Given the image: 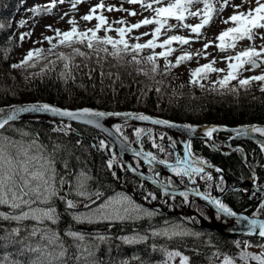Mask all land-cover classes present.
Masks as SVG:
<instances>
[{
	"label": "snow or ice",
	"instance_id": "obj_1",
	"mask_svg": "<svg viewBox=\"0 0 264 264\" xmlns=\"http://www.w3.org/2000/svg\"><path fill=\"white\" fill-rule=\"evenodd\" d=\"M60 3H63L64 0H59ZM81 0H72V8L75 9L77 4ZM141 3V7L152 10L155 12L156 19H144L138 24L132 25L130 28L121 27L116 29L117 33L120 36L119 40H113L107 34L103 37L97 35V32L101 27L106 23V20L103 16H95V19L98 23L95 26V29H89L88 32H79L75 26V21L69 20L68 23L73 25L71 31L61 33L59 30H56V36L59 39L60 45H65L66 47H72L75 43L84 44L86 41V47L93 51L96 54L97 60L102 59L100 53L103 52L106 55L112 56L116 59H121L124 55L128 54L129 48L132 50L133 63L139 65L142 61L136 58L138 54L144 48H155L169 46L166 52H161L160 55L165 57V67L167 68V55L170 54L174 49L170 45L175 41L181 45L189 44L190 40L181 36H171L166 39L163 43L157 44L156 40L158 35L166 24L168 19H175L177 25L182 28H190L191 33L195 34L197 37L201 35V29L208 26L213 20L214 16L220 12L224 11L226 6L231 5L233 8V14L226 20H223L222 23L228 24L231 22L232 27L227 28L222 31L217 40L220 41L216 45L221 51H224L226 48H235L237 43L240 41H249L253 42L257 36L260 39L264 40V32L258 30L264 29V0H241L240 4H231V0H216L219 2V8L216 7L214 0H174V2L168 3L166 6H160L153 8V4L163 5L164 0H152L151 3L143 2V0H128V3L135 4ZM203 4V8L198 9L197 11H190V6L194 4ZM255 4V7H249L246 11H240L245 4L251 5ZM55 3L50 5H45L44 8L47 11H50L51 8L55 7ZM103 3L98 4L92 7L89 10V13L82 17L85 21H90L94 18L93 14L96 12L97 8H103ZM111 11L112 9L109 8ZM31 11L34 13H39V8H33ZM136 13L130 12L129 15H135ZM186 14L191 16H199L200 23L190 26L184 22L186 19ZM67 15V13H65ZM63 19V17H61ZM118 23H124L123 21H118ZM156 24L158 27L154 32L151 33L152 39L147 43H135L129 45L124 39L126 33L130 32L133 28H139L141 25ZM3 25H0L2 28ZM51 28V26H48ZM169 28L174 27L173 25H168ZM91 33L89 35L88 33ZM107 32V30H106ZM30 35V33L28 34ZM148 35V33H145ZM62 37V38H61ZM23 40V36L20 37ZM77 38V39H74ZM227 38V42H226ZM52 43L51 38L45 37ZM139 39V37H137ZM103 45L104 47H100ZM111 46V51L107 46ZM211 46V42L204 45V50ZM57 45L53 44L52 48L48 49L49 53H52L53 49ZM202 54L198 52L197 55ZM58 60L63 62V68L65 71L61 74L62 77L67 81L68 78H74L72 69L80 68L79 64H75L74 58L76 56L85 57V53L80 51L78 48L72 49L71 54L65 53H55ZM37 59L42 57V50H30L27 52L24 59L19 64L11 65L12 69L21 68L24 66H32L30 62L33 58ZM191 59V54L184 53L176 58L175 65L179 66L185 60ZM230 61L228 63V71L223 79L218 80L216 83L219 84L221 88H227L231 80L237 79L240 70L243 69L246 65L250 66L248 70H254L257 68H264V45H261L259 49L254 43H250L243 51L237 52L235 56H229L225 58ZM148 63L152 64L151 71L155 73L157 71V66L155 63V57L149 55L145 58ZM231 61H235L232 63ZM215 61H212L209 64H205L190 73V83L197 84L199 79L207 78L209 72H219L223 71L222 69H216L213 67ZM49 64L54 65L55 61H49ZM87 67V65H85ZM43 71V69H42ZM146 74V73H145ZM103 75V73H101ZM253 81L261 82L260 91L264 92V74L254 75L249 78L239 79L238 84L240 87L247 89L251 86ZM203 87V85H200ZM230 91L235 92V88L229 89ZM159 91V89H157ZM45 113L51 114L53 117L67 118L69 120L81 121L85 124L93 125L97 128H100L99 119L105 116L110 115H121L120 113H104L99 111H92L89 109L81 110H62L58 107L46 104V103H37L23 107L11 106L10 109H0V130L5 129L10 122L15 121L21 113ZM125 117L136 119L140 121H148L150 117L146 115H135L133 116L130 113H124ZM153 124H164L168 125L167 121L163 120H151ZM171 127H176V125H169ZM65 127H70L66 125ZM185 129L189 132H196V128L184 125ZM59 130V129H54ZM215 127L207 128L204 131V136L211 139L213 133L219 131ZM227 130V129H223ZM116 131L119 132V126L116 127ZM239 136H250V134L257 133L260 136L264 137V127H258L255 125L252 126H243L231 130ZM136 136L139 138L141 135V130H136ZM0 141H8L9 143H15L9 141L8 137L3 136V133L0 132ZM35 144V141H33ZM101 146H104V141L100 142ZM154 148L158 147L155 143L152 145ZM262 151H264V145L261 146ZM161 152L164 151L163 148L159 149ZM135 155L143 158L144 162L147 164H152L153 162L160 165H165L171 170V172L178 177L187 176L190 179L193 176H199L204 173V167L196 166L205 165L206 162L203 159L197 160L192 156L191 145H185V151L183 159H177L176 164H168L164 159L157 160V157L154 156L151 152H136ZM115 157L108 161V168L111 169L113 166V160ZM68 164H64V168L67 171ZM207 167H212V165H207ZM217 172H220L221 169H216ZM72 177L71 180L67 179L65 175H58L55 167V158L51 156H37L30 155L28 149H21L16 156L9 154L2 143H0V207L8 209V211H0V221H6L9 223L15 222L17 225H22L25 221L34 222L31 227L25 225L22 229L21 227H13L11 229L0 228V247H7L12 244H20L21 247L18 249L19 255H24L25 252L38 253L39 255L35 258H29L25 261L21 260H9L7 256L3 259L6 264H53V261L44 259V252L51 246H55L59 249L56 254L55 260L59 264H67L65 257L67 255V249L64 246V243L61 239L59 233H57L51 226L58 225L61 219V215L57 210L56 202L59 201L64 204L66 210H70L71 218L77 223H117L125 222L129 220H136L145 217H151L155 213L141 208L139 205L135 204L128 196L119 195L117 197H111L104 199L102 193L98 190L93 191L89 187V182L93 179L84 171L72 174L69 173ZM159 176V173H156ZM115 176V173H113ZM207 180H212L213 177L210 174H205ZM193 182H195L193 180ZM165 189L171 188L172 181H167L166 183L161 182ZM67 185L69 190L74 192L75 196L79 198L70 199L63 192V187ZM167 195V191H165ZM151 199H156L155 195L149 194ZM180 195L184 197V200H188V193L181 192ZM196 195H200L197 191ZM149 197L146 196L145 199ZM202 199L207 200L210 204L214 205L218 210V214H223L225 216H235L234 213L229 207L222 203L219 199H214L208 195L201 196ZM78 203L83 205V208L87 209V212H77L74 211L78 207ZM94 206V207H93ZM260 213H264V201H261L256 212L253 213V216H257ZM241 220H247L246 235H257L259 238L264 240V220L250 219L247 217H240ZM22 231H26L27 235L22 236ZM63 235L70 237L75 241H79L77 250L79 255L75 256L77 261L83 259L85 262L88 261V257L92 256V252L87 248L83 247V242L85 237L83 234L74 231L65 232ZM151 236L164 235L169 238L177 236H188L195 235L194 233H188L179 229V226H175L171 232L168 230L163 233L152 231ZM99 240L104 241L106 237L98 236ZM149 237L145 235L136 234L133 236H125L122 238L123 243L133 244L139 243L147 240ZM26 240H35L36 245L33 247L31 244L25 245ZM237 247L240 246V242H236ZM248 241H244V247H252ZM260 248H264V243L258 245ZM86 253V255H85ZM169 257L180 256V253L173 252L168 254ZM214 255H217L214 253ZM251 260L256 261V264H264V251L259 255L249 256L248 253L242 251L240 254L241 260ZM122 264H128V261H123ZM180 264H189V258L186 256L180 257ZM222 264H235L234 260L225 256Z\"/></svg>",
	"mask_w": 264,
	"mask_h": 264
},
{
	"label": "trees",
	"instance_id": "obj_2",
	"mask_svg": "<svg viewBox=\"0 0 264 264\" xmlns=\"http://www.w3.org/2000/svg\"><path fill=\"white\" fill-rule=\"evenodd\" d=\"M15 2L16 0H0V25H3L0 28V107L13 103L48 101L58 106L72 108L85 106L116 110L143 109L149 112L155 111L157 114L172 120L189 119L191 122L219 123L229 126L254 122L264 124V92H261L260 89L255 90V85L251 84L246 89L250 90L249 93L237 91V89L235 92L229 90L230 94L226 97H223L222 94L215 96L211 94L204 96L194 94L188 97L184 95L182 97L169 96L168 98H161L157 90L155 91V88L160 89L165 83L155 82L154 79L157 78L162 81L164 76L172 73L171 70L165 66H161L155 58L157 71L153 73L151 71L152 64L145 60L146 57H142L144 56L142 54L144 51L136 54V58L142 61L139 65L131 62L133 58L131 48H129L128 54L121 58V61L105 53H100L102 59L99 61L97 57L91 56H88V58H74L73 62L79 64L80 68L72 69L74 78H68L67 81L61 75L65 69L63 68V63L60 62L46 67H35V65L34 67L24 66L15 69L14 76L10 81L8 76L4 74V70L10 69L11 65H13L11 54L15 51V46L18 42L14 34V27L19 19L18 13L20 8ZM76 45H85L86 47V41L84 44H73V46ZM100 47L104 46L100 45ZM107 47L111 51V46ZM35 64H38V62H35ZM37 70L42 71V73L39 75ZM137 73H141L143 76L140 77ZM146 80L154 81V85L150 90H147L149 83ZM13 85L17 89V94L14 98L7 92V90L12 89ZM229 89H231V86ZM169 90H173V88L170 86ZM174 93L179 94L178 91ZM23 120L14 121V123H9V125L11 127L12 124L13 126L19 125L25 129H29L28 133L16 128L11 129L9 125L4 130L8 131V135L14 136L15 140L38 137V141L43 143V145H48L54 154L57 152L56 155L59 156L60 154L64 160V164H68V168L84 171L93 177L91 181L94 184L104 181L108 184V187L118 188V181L123 182L122 178L126 183L129 182V178L131 177L129 174L125 175L118 172L113 176L110 173L111 170L107 165L109 161L108 155L111 152L98 150L99 146L92 135L94 134L93 131L87 129L85 126L68 125L61 121L48 118L43 119L41 117ZM66 125L70 127H65ZM50 128L59 130H55L56 134H49ZM119 128V132L116 131V127L113 130L121 135L124 133L123 128ZM196 147L199 150L208 152L210 154L209 158L213 162L220 164L226 169L232 182H237L246 177L247 169L241 163L238 155L232 154L224 157L214 153L207 145L200 142L196 143ZM247 149L253 153V155L249 154L248 157L251 167L253 166L256 169L259 165L264 164V158H262L261 151L257 147L249 145ZM59 175L68 176V179L71 178L68 173L59 172ZM96 190L108 194L107 189L97 188ZM96 190L93 189V191ZM68 194L69 197L71 194L74 195L71 192ZM72 199H77V197L74 195ZM62 208L65 211L64 204L58 201L57 210L59 213H61ZM65 220L66 218H64ZM72 222H69L67 232L75 228L76 224ZM19 227L23 229L25 225L23 224ZM0 228H8L6 221H0ZM143 228L145 227L140 223H114L107 231L109 235L107 234L108 237L104 241L97 238L85 237L83 247H87L92 252V256L88 257L87 262L83 259L79 261L75 259V256L79 255L76 246L80 242L71 240L65 236L61 238L67 249L65 260L67 264H122L123 261H128V264H158L161 263V251L163 248H167L168 250L179 248L191 256L190 264H200L202 261H205L206 254L211 250H230L233 248L230 240L218 234L215 235L212 241L206 243L204 250L201 249L202 251L199 253H196L199 250L198 248H200L199 241L179 239L181 236L172 238L167 236L162 239H152L153 237H149L144 243H139V245L135 243L136 246L134 244L124 245L121 240H116L115 238L118 233L132 234L141 231ZM57 231L62 233L64 230ZM26 235L27 232L22 231V236ZM36 242L35 240H26L25 245L31 244L35 247ZM14 246L15 244L0 247V259L5 255L7 249H12ZM111 249L116 252L113 257ZM148 249L158 250L154 252L157 256L156 259H154L153 255H144V252ZM58 251V248L51 246L44 252V257L42 258L53 260V264H59L55 260ZM34 254L39 255L38 253L26 251L24 255L15 253L12 256L18 260L25 261L32 255L34 257Z\"/></svg>",
	"mask_w": 264,
	"mask_h": 264
},
{
	"label": "rangeland",
	"instance_id": "obj_3",
	"mask_svg": "<svg viewBox=\"0 0 264 264\" xmlns=\"http://www.w3.org/2000/svg\"><path fill=\"white\" fill-rule=\"evenodd\" d=\"M143 2L151 3L152 0H143ZM170 2H174V0H164L163 5L153 4V8L166 6ZM220 2H222V0H220ZM33 3L35 6H33L31 10L33 8H39L40 12L34 13L33 11L30 10L29 13H25L23 16H20V18L17 21L16 35H17V39H19V43H17V45L15 46L17 47V51L11 56L15 64L21 63V61L23 60L22 58L27 54L28 51L36 50V49H40L43 52L41 58L39 59L34 58L30 62L31 64H35V62H38V64H35L36 65L35 67L51 66L52 64H49V61H55V63L57 62L63 63L62 61L57 59L55 53L59 52V53L71 54L73 47L78 48L80 51L86 54L85 57L83 58H88V56L96 57V54L93 51L89 50L87 47H85V45H76L72 47L59 45L53 49L52 53L48 52V49L52 47H50L48 40L45 39V37H49L51 38L52 42H55L56 39H58V37L56 36V30H59L61 33H63L68 30H71V28L73 27V25L68 23L69 20L75 21L76 28L78 27L81 30H89V29H95V26L98 23V21L95 19V16H103L106 20V23L101 27L98 33L102 36L107 34L111 36L113 39H119L120 36L117 33L116 29L121 27L130 28L132 25L138 24L146 18L147 19L157 18L155 16L154 11L141 7V3L139 2L135 4H130L128 3V0H81V2L77 4L75 9L72 8V0H64L63 3H60L59 0H29L26 5H32ZM52 3H55L56 6L51 8L50 11L45 10L44 6L50 5ZM101 3H103L104 7L96 9V12L93 14L94 18L92 20L85 21L82 19L84 15L89 13V10L92 7ZM214 3L216 7L219 8V2H216V0H214ZM240 3L241 0H231V4H240ZM250 6L255 7V4L254 3H252L251 5L245 4L239 10L246 11ZM109 8H111L112 10L110 11ZM201 8H203L202 3L194 4L190 6V11L194 12ZM130 12H134L136 14L129 15ZM65 13H67V15H65ZM232 14H233V8L231 7V5L226 6L223 12H220L214 16L213 20L208 26L201 29V35L199 37L191 33L190 28L179 27L175 19H171V18L168 19L167 24L163 28H161V31L156 40V43L158 45L163 43L166 39H168L171 36H181L188 38L190 40L189 44L181 45L180 43L174 41L170 45V47L174 49V51H172L170 54L167 55L168 65H175L176 58L180 55H183L184 53L191 54V59L185 60L179 66H175L176 69L174 73L178 72L179 76L171 77L169 75H166L164 76L162 81L157 78L154 79L155 82L165 83V85H163L159 89V91H157V93H159V96L161 98L162 97L168 98L169 96L180 97L184 95L188 97L189 95H194V94L202 95V96L207 95V89H213L212 87H208V86L214 85L212 83L214 82L216 83L219 79H223V77L226 75L228 71V63L230 62L225 59L226 57L235 56L237 52L243 51L246 47L249 46L250 43H254L258 49L261 45H264V40L260 39V37L257 36L253 42H249L247 40L240 41L239 43H237L235 48H226L224 51H221L216 46L220 43V41L217 40L216 38L217 36H219V34L222 31L233 26L231 22H229L228 24L222 23L223 20L228 19ZM61 17H63V19H61ZM118 21H123L124 23H118ZM183 23L190 26H194L200 23V17L186 14V19L184 20ZM49 25L51 26V28L48 27ZM168 25H173L174 27L169 28ZM157 27L158 25L154 23L148 25H141V27L133 28L130 32L126 33L124 39H126L129 42H132L133 44L147 43L149 40L153 38L151 33L154 32ZM258 31L264 32V29ZM29 33L30 35H28ZM145 33H148V35H145ZM21 36L24 37L23 40H21L20 38ZM137 37H139V39H137ZM209 42H211V46L208 47L206 50H204V45ZM226 42H227V38H226ZM168 47L169 46H165L164 48L155 47L152 49L144 48L145 49L144 52L148 53L149 51H153L154 53L160 55L161 52H166ZM198 52H202V54L197 55ZM142 57H147V56L144 55ZM161 57L164 63L163 65H165L166 63L165 57L163 56ZM75 58H80V57L76 56ZM119 61H121V59H119ZM212 61H215V63L213 64L214 68L222 69L223 71L209 72L207 78L202 79L206 83V87L205 86L201 87L199 85L190 83V79H191L190 73L205 64L211 63ZM231 62L235 63V61H231ZM248 69L249 67L247 66L241 69L237 79L234 80L245 79L254 75L264 74V68H261L260 70L254 72ZM14 71L15 69H11V68L10 69L7 68L4 70V74L8 76L10 81L14 76L15 73ZM37 73H39L40 75L42 71L37 70ZM137 75H139L140 77L143 76V74L141 73H137ZM154 81L146 80V82L149 83L147 90H150V88L154 85ZM12 83H17V82H12ZM256 83L257 81H253L252 85H255ZM170 86L173 88V90H169ZM214 86L216 87V89L221 88L219 84H216ZM232 87H234V85H232L231 88ZM240 88L244 89V93L250 92V90H245V88L242 87ZM156 90L157 88H155V91ZM175 91H178L179 94L178 95L175 94L174 93ZM7 92L11 97L14 98L17 94V89L13 85L12 89L7 90ZM115 121L116 120H108V124L112 125L113 123H115ZM3 136L6 137V135ZM9 141H13L15 143H9L8 141H0V143L3 144L5 150L12 156H16L21 149H28L30 155L44 156V153L40 149V147L38 148L33 147L32 143L30 142H27L25 140H15V139L12 140L11 138H9ZM251 168L254 169L253 166ZM62 190L64 193L66 194L68 193L67 186H64ZM131 200L133 201V199ZM133 202L135 203V201ZM137 205H139L143 209H147L148 211H152L154 213L156 212V210H153L151 208H145L140 204ZM0 211L6 212L8 211V209L0 207ZM74 211L87 212L88 210L83 208L82 204L78 203V207ZM132 221L135 220H130L129 222ZM181 225H182L181 223L167 224V221L165 220V223L162 226L163 228L162 233L166 230L171 232L173 228H175V226H179V229H181L180 227H182L183 228L182 230L185 231L184 230L185 225L183 226ZM103 226L104 223L93 224V223L85 222L84 224L78 223L77 229L85 233H93V232L101 233L99 232V230L101 231L104 228ZM145 236L151 237L150 234H145ZM239 242H240V246L238 247V249L240 251V254L242 251H244L248 253L249 256H252V255H259L262 251H264V248H260V247L245 248L244 242L242 240H239ZM173 252H169V253H173ZM169 253H167L165 259L158 264H180V257L183 255L180 254V256L169 257L168 255ZM240 254L237 257H229V256L227 257L233 259L235 264H256V261L251 260L250 258H248L246 261L241 260ZM225 256L226 255L216 256V259L214 260L213 264H222V261Z\"/></svg>",
	"mask_w": 264,
	"mask_h": 264
},
{
	"label": "bare ground",
	"instance_id": "obj_4",
	"mask_svg": "<svg viewBox=\"0 0 264 264\" xmlns=\"http://www.w3.org/2000/svg\"><path fill=\"white\" fill-rule=\"evenodd\" d=\"M28 1L29 0H16L15 4L18 5V7L20 8L19 9V13H18V18H20V16H23L25 13H29L31 8L33 6H35L34 3L32 5H26L28 3ZM25 5H26V7H25ZM14 29H15L14 34H15V36L17 38V35H16L17 34V23L15 24ZM212 84L216 85L218 83L214 82ZM214 85H209L208 86V87H212L213 89H207V94H211L212 96H215L217 94H222L223 97H226V96H228L230 94L229 87L232 86V85H234V88L237 89V91H244V89H241L239 84H238V82L235 81V80H231L229 82L227 88H220V90L218 92H216L218 89H216V87ZM204 86L206 87V83L205 82H204L203 87ZM198 96H202V95H198ZM180 97H182V96H180ZM204 100H206V99H204ZM45 103L51 104V105H56V104L48 102V101H45ZM60 107L63 108V109L72 110V111L73 110H81V109H89V110H92V111H99V112L113 113V114H115V113H120V114L130 113L131 114L132 113L133 116L142 114V115H147L150 118H156V119H159V120H164L165 119V120L172 121L170 118H167V117H165L163 115H159L155 111H150L149 112L148 110L145 111L143 109L116 110V109H110V108L106 109V108H95V107H85V106L73 107V108L72 107H64V106H60ZM0 108H2V107H0ZM105 117H115L116 118L117 123L113 126V128L117 127V126L123 128V132H124L123 134H121V135H119L118 133H116V134H117L118 137L123 139L125 143H128L130 146H132V133L135 134L136 130H138V129L141 130V135L138 138L136 136V134H135V136H134L135 143L133 145H137L138 142H140V143H143V142L148 143L147 141H145V139L148 137V132L145 131V130H147V129H148V131H151V130L149 129V127H144L143 125L144 124L153 125V124H150L151 120L140 121V120H136V119H131V118L125 117L124 115H122L120 118L117 115H110V116H105ZM30 119H33V118H30ZM15 121H19V119H16ZM12 122L14 123V121H12ZM12 122H10V123H12ZM176 122L177 123L190 124L191 120H189V119H182L181 120L180 119V120H177ZM136 123H139L142 126L138 127L136 125ZM255 124L258 127H264V124L259 123V122L242 123V124H236V125H232V126L225 125V124H219V123L197 122V125H199V126L218 125L219 127H228V128L252 126V125H255ZM71 125L85 126L87 129L93 131V133L96 136L94 134H92V135H93L94 139L96 140V144L99 146L98 150H100V149L101 150H107V146H105V144H104L103 147L101 146L100 142L101 141L105 142V140L101 137L103 135H100L97 130H95L91 126H88V125H85V124H80V123H77V122L72 123ZM153 126H155V125H153ZM14 128L20 129V130H24L27 133L30 131L29 129H25V128L19 126V125L18 126H16V125L13 126V124H12L11 129H14ZM0 132H2L3 135H6V137L11 138L12 140L15 139L14 136L8 135V131L7 130L5 131L4 129H2V130H0ZM48 132H49V134H51V133H55L56 131L54 129L50 128ZM27 133H26V135H28ZM217 135L218 136H223V138H224L223 141H222L224 149H225L224 157L232 155V154L238 155L239 158H240L241 163L247 169V173L245 174L247 176V179L242 181L239 184L231 185L229 183L228 179L225 178V175L227 173L226 169H224L220 164H218L216 162H211V163H208L207 165H212L211 168L215 169V170L217 168L221 169L220 174H222L221 175L222 177L220 176L218 179H212V180H207L206 179L205 180V186L207 187V189L209 190V192L211 194H216L215 199H219L222 203L224 202V199H227V200L228 199L229 200L233 199L234 200V206L233 207L227 206V207H229L234 213H236V215L248 216V217L253 216V213L256 212V201L249 196V194L247 192V186H250L255 191H261V190L264 189V164L259 165L256 169H252L251 168V166L249 164V161H248V157H249V154L253 155V153H252V151H248L247 146L253 145V146L257 147L261 151L262 158H264V151H262V148H261V146L264 145V144H257L255 142L250 141L249 138H247V137H243V136L237 137L236 134H230V133H226V132H219V134H217ZM35 137H29V138L25 139V141L32 143L33 147H36V148L40 147V149L44 153V156H51V157L55 158V167H56L58 175H59V172L68 173V174L69 173L75 174V173L80 172L78 169H73V168H68L67 171H66L65 168H64V160H63V158H61L60 154H59V156L56 155L58 152L56 154H54L52 152L53 150L51 151V148L48 145H43V143H40L38 141V137H36V138ZM33 141H35V145L33 144ZM190 142H209L211 147L213 146L214 142L217 144V142L214 140V136H212L211 139L207 138V140H202V139L189 140L186 144H189ZM161 147H164V146H161ZM191 147H193V146H191ZM159 149L160 148L156 147V150H159ZM211 150L214 153L217 152V149H211ZM99 153H100V151H99ZM163 153L164 152H162L161 154H163ZM124 155L125 156L122 157V158L120 156L114 155L112 153L108 155L109 156L108 160H110L113 157H115V159L113 160V166L110 169L111 170L110 173H112V174L115 173L116 174L118 172H121V173H124L126 175L127 174L132 175V154L125 153ZM125 162L128 163L129 166H126L124 164ZM120 170H122V171H120ZM66 178L68 179V176H66ZM71 179H72V177L69 180H71ZM138 183L146 184V182H142L140 180H137L136 183H135V180L131 181V179H130L128 183L119 182L118 181V188H112V187H108V184L106 182H104V181H100L99 183H96V184H94L92 181H90L89 182V187L92 190L93 189L96 190L97 188L107 189L108 190L107 191L108 194L115 195V194H118L120 192V189L122 191H128L130 189H132L133 191H136L137 189L142 188L143 187L142 184H138ZM149 186H151L152 189H155L152 185H149ZM234 187H236V188H234ZM67 189H68V191L67 190L66 191L68 193L69 192L74 193V192L69 190L68 186H67ZM149 194H151V193L150 192H146V193L142 194L143 198L141 200H138L140 195L137 193V200H136L135 204L137 203V204L142 205L145 208H150L149 206H146V204H145L146 200H144V196L145 195H149ZM74 195L71 194L69 198L72 199L74 197ZM177 198L183 205L188 202V201H185L184 199H182V197H180V196H178ZM77 199H79V198L77 197ZM170 201L173 202L172 200H170ZM241 201H243V202H241ZM57 204H58V201L56 202V206H57ZM186 210H187V208H185V211ZM65 211L63 210V208L61 209V213H60L61 219H60L59 224L51 226L57 233L60 232V231L58 232L57 230H64V231H62V233H59L61 238L65 237V235H63V234L65 232H67L66 231L67 229H69V222L73 221L72 218H71L70 210H66L65 209ZM160 212L161 211L158 212V215L160 214ZM219 215H221V214H218V210L215 208V206H212L208 210L198 207L195 210H190V211L185 212V218L187 219L188 223L185 225L184 230H185V232L194 233L195 235H188V236H182V237L178 236V237H180L179 239H190V240H194V241H199L198 244H199L200 248H198L199 250L196 252V253H199L200 251L204 250L205 244L209 243L210 241H212L214 239L215 235H217L215 233V230H214L213 227L216 226L217 219H218ZM64 218H66L65 221H64ZM6 223L8 224V228L7 229H11L13 227L21 226V225H17L15 222H12V223L6 222ZM33 223L34 222H32V221H25L23 224L27 225L28 227H31ZM132 223H140V224H142L145 227L141 231H137V232L132 233L133 235H136V234H140V235L150 234L152 231H156V230H157V232L162 233V229H163L162 226L165 223V219H162V218H160L157 215H153L151 217H142V218H140L138 220L132 221ZM73 224H75V223H73ZM93 224H95V223H93ZM181 226H183V224ZM180 228L183 229L182 227H180ZM132 234H129V233H118L116 235L117 237H115V238H116V240H121L122 244L125 245L126 243H123L122 238L125 237V236H129L130 237V236H132ZM151 237H153L152 239H155V238L162 239V238H166L167 236L159 235V236H151ZM224 237L231 241L233 248H231L230 250H225V249L224 250H215V249L211 250V251H209L206 254L205 261H202L200 264H213L214 260L216 259V256H223V255H226V256H229V257H237V256H239L240 251H239V249H238V247L236 245V242L239 241V240H242L243 242L244 241H248L251 245H253L251 248H258L259 247L258 245L261 244V242H260L261 240L258 239L257 237H242V236H232V235H227V236H224ZM145 241L139 242V243H144ZM139 243H137V244L139 245ZM126 245H128V244H126ZM134 245L136 246V244H134ZM20 247H21L20 244H15V246L12 249H7L6 252H5V255L2 257V259H0V264H6V262L3 259L5 256H7L9 260H17V258L12 256V255L15 254V253H18V249ZM155 251H158V250L157 249H148V250H146V252H144V255H146V256L153 255L154 259H156L157 256H156V253H154ZM173 251L178 252V253L182 254L183 256L188 257L189 258V264H190L191 256L187 255L183 250H180L179 248L171 249V250H168L167 248H163L162 251H161V254H162V258L160 259L161 262L165 259V256H166L167 253L173 252ZM219 251H221V252H219ZM111 252H112V257H113L116 254V252L113 249H111ZM159 252H160V250H159ZM29 253H31V252H29ZM214 253H216L217 255H214ZM132 254L134 255V253H132ZM34 255H35L34 257H33V255L31 256V257H33L32 259H35L38 256L37 254H34ZM130 257H128V258H130ZM133 259H135V258H133ZM110 261H112V260H110ZM109 262H107V263H109Z\"/></svg>",
	"mask_w": 264,
	"mask_h": 264
},
{
	"label": "flooded vegetation",
	"instance_id": "obj_5",
	"mask_svg": "<svg viewBox=\"0 0 264 264\" xmlns=\"http://www.w3.org/2000/svg\"><path fill=\"white\" fill-rule=\"evenodd\" d=\"M145 131L148 132V137L145 139V141H147L148 143H146V142H143V143L138 142L137 145H142V146L146 147L158 159H164L167 162H170V161L174 160L175 156H176L177 159L178 158L181 159V160L183 159V156H182V153H181L180 149L171 147L169 142L166 139H164V137L161 139V141L163 142V146L164 147H161L162 145H157L158 148H163L164 149V151H163L164 153L161 154L162 152L159 151V150H156V148H154L152 146L153 144L149 142V140H151V138L153 136V133L151 131H148V130H145ZM215 134L216 133H213V135H215ZM165 135L168 136L167 134H165ZM134 136H135V134L132 133V143L133 144L135 143ZM218 139H222V141H223L224 138H223V136H219ZM195 143L196 142H190L189 143L191 146H193V147H191L192 156L195 157L197 160L203 159L206 162V164L204 166H207V164L209 163L208 160H209L210 154L208 152H204L202 150L197 151V147L195 146ZM171 156L173 157L172 160H171ZM136 164H137V167L140 170H142V171L143 170H146L147 172L151 171V168L149 166H147V165L144 166L139 161H136ZM196 166L203 167L202 165H198V164ZM205 174H208V173H205V168H204V173L200 174L199 176H193L191 179L189 178V180H191V183L194 185L196 190L202 191V192L208 194L209 196H212V194L209 192V190L205 186V180H206ZM221 175L222 174H220V176ZM160 177L165 183L167 181H169V180L172 181L171 188H175V187H178L180 185L181 186H186V187L188 186V180L187 179H185L183 177V179H181V181H179L178 178H180V177L175 176L171 171L170 172H166V171L161 172ZM225 178L228 179V181H229V183L231 185H234V184H239L242 181L246 180L247 176L244 179H241V180H239L237 182H232V180L230 179V177L228 176L227 173L225 175ZM130 179L132 181V180H135L136 178L131 175L129 180ZM193 180L195 182H193ZM122 181L125 182V180H123V178H122ZM138 184H142V183H138ZM149 185L150 184H147V183L146 184H142L143 187L136 190V193H138L140 195L138 200H141L143 198L142 194H144L146 192H150L152 195L156 196V199L153 200V199H151L150 195H145L144 196V200H146L145 201L146 206H149L151 209L156 210L155 214L157 216H159L160 218L165 219L167 221V224L181 223L183 225H186L188 222H187V219L185 218V212L197 209L198 207L193 205L192 203H198V201L195 200L194 198L189 197V195H188V200H187L188 202L183 205L178 200V198L176 196L171 194L170 195V199L173 202L170 201L169 211L167 213L160 212V214L158 215V212L162 211V207L166 204V202H165V199L162 198V196H163L162 192L157 190L156 188H155L156 190L152 189L151 186H149ZM133 193H134V191L132 190V194ZM146 196H148L149 198L145 199ZM254 196H256V195H254ZM134 197H135V200H137V197L136 196H134ZM180 197H182V196L180 195ZM182 199H184V197H182ZM261 200H263V197L260 198L258 202H256L257 206L260 205ZM223 203L226 206H229V207H233L234 206V200L233 199H230V200L229 199L228 200L224 199ZM185 208H187L186 211H185ZM206 210H208V208H206ZM231 222H234V220H230V221L227 222V221H224L223 219L221 220L220 218H218V223L219 224H226V223L227 224H231Z\"/></svg>",
	"mask_w": 264,
	"mask_h": 264
},
{
	"label": "water",
	"instance_id": "obj_6",
	"mask_svg": "<svg viewBox=\"0 0 264 264\" xmlns=\"http://www.w3.org/2000/svg\"><path fill=\"white\" fill-rule=\"evenodd\" d=\"M32 104H37V103H24V104H16V105H13L15 107H23V106H28V105H32ZM47 104V103H46ZM51 105V104H49ZM54 106V105H52ZM11 107V106H10ZM10 107H6V108H0V109H5V110H8L10 109ZM57 107V106H55ZM60 108V107H58ZM62 110H65L63 108H60ZM73 111H76V110H73ZM132 114V113H131ZM28 115H44V116H47V117H50V118H55V119H59V120H63V121H68L70 123H80V124H85L81 121H75V120H69L67 118H60V117H53L51 114H45V113H31V112H26V113H21L19 115V117L17 119H21V118H24L25 116H28ZM123 114L119 115L118 117L120 118ZM147 116V115H146ZM115 118V117H114ZM104 119L103 118H100L99 119V123L101 125L100 128H97L93 125H89V124H85V125H88V126H91L92 128H94L95 130H97L101 135H103V137L108 140L112 146L114 147L116 153L118 156H120L121 158L124 157L125 153H130L132 155H135L136 152H145L143 150H136L134 147L130 146L128 143H125L120 137H118L114 131L112 129H110L108 126H106L102 120ZM150 120H159V119H156V118H150ZM163 121H167L168 122V125H164V124H153V123H150V124H153L157 127H160V128H164V129H167V128H172V129H179L181 128V126H183L184 124H181V123H176L174 121H169V120H163ZM169 125H176V127H171ZM257 126V125H255ZM217 129H221L219 130V132H226V133H230V134H236L234 132H232L231 130L232 129H235V128H238V127H232V128H228V127H216ZM223 129H227V130H223ZM238 137V136H237ZM236 137V138H237ZM240 137V136H239ZM244 137V136H243ZM247 138H249L250 141L252 142H255L257 144H264V139L257 136L256 134H250V136H247ZM202 140H207V138H200ZM183 145L185 147V142H183ZM221 153V152H220ZM223 154V153H222ZM137 156V155H135ZM139 158H141L143 160L142 157L140 156H137ZM144 161V160H143ZM126 166H129L128 163H124ZM152 165L156 168L157 167V163L153 162ZM132 174L135 175L136 177L138 178H142L143 180H145L146 182L162 189L164 192L166 191V189L164 188L163 184L160 182L159 179H155L153 175H145V174H140L138 173L136 170H134L132 168ZM237 187V186H236ZM234 187V188H236ZM261 194H264V189L260 191ZM250 194V193H249ZM204 194L200 193V195H198V197L205 203L207 204L208 206L212 207L214 205L210 204L207 200L205 199H202L201 196H203ZM223 215V214H222ZM225 216V215H224ZM225 217H229V216H225ZM231 217H234V218H237L239 223L238 225H234L231 227V233L230 235L232 236H242V237H254V236H257L255 234L253 235H246L245 233L247 232V228H246V224H247V220H241L240 217H247V218H250L248 216H241V215H235V216H231ZM250 219H256V218H250ZM258 220H264V218H259ZM214 230H216L218 233L220 234H223V231L221 230V228H218L217 226L213 227Z\"/></svg>",
	"mask_w": 264,
	"mask_h": 264
}]
</instances>
